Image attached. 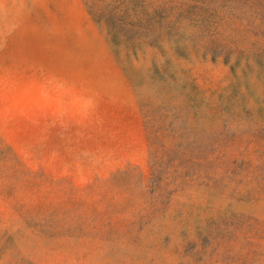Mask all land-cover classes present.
<instances>
[{
	"label": "rangeland",
	"instance_id": "1",
	"mask_svg": "<svg viewBox=\"0 0 264 264\" xmlns=\"http://www.w3.org/2000/svg\"><path fill=\"white\" fill-rule=\"evenodd\" d=\"M0 264H264V0H0Z\"/></svg>",
	"mask_w": 264,
	"mask_h": 264
}]
</instances>
